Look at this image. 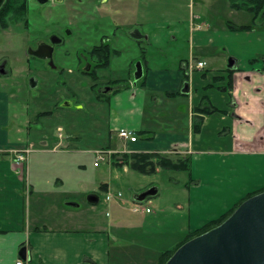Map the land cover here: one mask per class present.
<instances>
[{
	"label": "crops",
	"instance_id": "0c3cea01",
	"mask_svg": "<svg viewBox=\"0 0 264 264\" xmlns=\"http://www.w3.org/2000/svg\"><path fill=\"white\" fill-rule=\"evenodd\" d=\"M129 1L126 8H131L136 23L130 35L140 53L125 69L124 77L114 74L110 78L119 83L111 84L113 90L107 98L117 137V130L126 128L137 140L120 138L118 147L105 150L190 157L188 180L173 181V203L165 204L168 211L171 204L181 208L178 196H183L187 207L184 235L220 217L247 194L264 188V25L247 31L230 30L229 22L250 24L252 17L229 3L234 19L216 25L202 16L194 17L188 39L179 28L170 33L174 24L167 34L157 30L144 33L136 27L139 19L150 13L154 0ZM135 31L140 35L133 36ZM166 35L171 36V44ZM116 49L120 53L112 57L107 69H112L114 59L123 53ZM166 50L171 53L169 58ZM190 59L207 62L206 69L190 72ZM0 64V264H16L18 260L26 264H121L129 239L131 247L144 245L146 249L163 246L166 250L177 244L182 236L174 237L170 245H161L155 234L149 233L147 223L159 224L164 208L149 204L150 212L135 217L128 206L117 204L104 218L88 196L81 199V192L74 188L54 187L52 178L33 166V153L63 152L68 156L62 157L70 156L73 164L84 150L64 145L60 139L50 142L45 133L31 135L33 127L23 95L25 89L37 88L40 82L26 65L13 75L8 60L0 58ZM43 72L40 69L38 74ZM124 91L130 92L127 98ZM204 106L210 111L200 109ZM25 148H31V153L22 174L14 156L16 150ZM49 162L55 164L54 160ZM122 167L129 172L128 165ZM55 178L63 183L61 176ZM101 184H105V193L120 192L111 183ZM80 186L86 190L84 181ZM136 193L132 191V195ZM159 194L160 189L155 196ZM84 200L92 206L83 208ZM155 208L161 213L152 217ZM142 226L149 232L139 233Z\"/></svg>",
	"mask_w": 264,
	"mask_h": 264
},
{
	"label": "rangeland",
	"instance_id": "374dc122",
	"mask_svg": "<svg viewBox=\"0 0 264 264\" xmlns=\"http://www.w3.org/2000/svg\"><path fill=\"white\" fill-rule=\"evenodd\" d=\"M229 3L230 0H154L150 13L139 19L140 23L136 28L144 33L157 30L167 34L169 26L174 24L170 33L173 34L176 32L175 28H179L180 33L188 39L190 23H194V17L197 20V16H202L209 23L214 21L216 25L234 19L230 16ZM130 5L129 0L121 2L110 0L106 3L97 0H63L62 2L51 1L44 5L27 0V12L8 15L7 27L0 28V58L8 60L13 75L16 69H23L26 65L31 69V76L40 82L37 88L25 89L23 95V99L26 98L27 101V115L32 122L31 135L32 132L35 135L45 133L50 137L48 140L50 142L53 140L55 143L60 139L64 145L77 146L84 150L74 158L73 164L70 156L62 157L68 156L63 152L42 154L43 157L33 153V166H39L42 175L50 176L54 187L65 186L68 190L74 188L80 191L81 199L97 193L100 201L93 206L103 212L104 218L106 211L108 214L112 211V205L128 206L133 212L132 209L135 207L132 200L133 190L139 193L151 186L158 187L159 196L147 198L143 201L142 207L151 210L148 207L149 204L153 207L157 205L158 208H164L165 214L162 215L159 224L152 221L147 223V227L151 228L150 232L143 226L141 229L138 228V232L155 234L161 245H170L174 237L182 236L174 245L176 246L185 236L182 229L186 223L187 207L181 193L178 196L179 201H182L181 208L171 204L172 208L168 211L165 204L173 203L172 192L175 188L172 186L175 184L173 181L186 182L189 170L176 171L159 167L153 174H142L128 166L129 172H127L124 167L115 165L114 162L120 159L117 157L115 160L114 153L112 159L106 158L100 161L98 166L94 164L99 151L118 147L121 144L120 138L114 131L116 124L112 118L111 104L107 99L113 89L106 82L114 74L124 77L125 69L129 68V64L140 53L134 38L129 34L136 24L133 11L131 8H126ZM162 9L166 12L163 13ZM249 14L252 17V14ZM52 36H57L61 42L55 46L51 59L30 54V50L36 49L39 42L50 41ZM106 40L113 47L122 49L123 53L119 58L114 59L112 69L100 71L102 77L98 81L99 85L92 88L95 83L92 77L82 72L85 68H89L87 51ZM166 42L171 44V36L166 35ZM183 43L189 48L190 44L187 40ZM188 53L184 55L187 57ZM170 54V51L166 50L165 57L169 58ZM27 59L29 61H26ZM40 69L44 71V75L38 74ZM212 69L211 66L209 72H212ZM124 92L123 96L127 98L130 92ZM45 111H51V113L40 115ZM53 143L50 147L54 145ZM171 158L178 159L175 154H171ZM49 160H54L55 164H50ZM56 176H61L63 183H58ZM81 181L85 182L86 190L81 187L83 184L80 186ZM103 182L113 184L114 189L120 192L105 193L103 188L98 189ZM118 193H122L121 196ZM84 204L83 208L92 206L86 200ZM142 212H146L145 209L131 215L136 217ZM159 213L161 211L155 208V213L151 216ZM148 218L146 217L145 220ZM152 234L149 235L153 237ZM153 240L156 244V239ZM124 242L127 241L124 240ZM128 242L131 240L129 239ZM128 242L126 244L130 247L125 249L121 264H156L162 252L161 249L164 250L163 246H150V250L144 245L131 247ZM174 246L172 245L171 248Z\"/></svg>",
	"mask_w": 264,
	"mask_h": 264
},
{
	"label": "water",
	"instance_id": "95a60500",
	"mask_svg": "<svg viewBox=\"0 0 264 264\" xmlns=\"http://www.w3.org/2000/svg\"><path fill=\"white\" fill-rule=\"evenodd\" d=\"M139 35L137 31L133 34ZM52 53L53 47L45 43L32 50L33 55L43 58H51ZM158 190L151 186L134 194L133 199L143 202ZM99 200L95 193L88 196L91 204ZM165 264H264V191L244 200L221 224L182 244Z\"/></svg>",
	"mask_w": 264,
	"mask_h": 264
},
{
	"label": "trees",
	"instance_id": "16d2710c",
	"mask_svg": "<svg viewBox=\"0 0 264 264\" xmlns=\"http://www.w3.org/2000/svg\"><path fill=\"white\" fill-rule=\"evenodd\" d=\"M22 1V2H21ZM231 6L236 10H245L252 14V21L250 24H235L233 22L228 23V28L230 30L236 31H247L252 30L253 28L264 25V0H230ZM27 8L26 5H23V0H7L5 4L0 8V28H6L7 22L6 19L10 14H20ZM120 51L113 49L111 44L109 43H102L100 45H96L90 51L91 59L94 61V65L91 69H84L83 73L89 74L93 81L95 82L92 85V88L97 87L99 79H101L102 75L100 71L102 69H107L110 64L112 57L114 55L119 54ZM232 74V73H231ZM119 83V80H109L106 84H116ZM230 85V83H229ZM230 87V86H229ZM101 95L102 94H98ZM108 99V98H107ZM209 106H204L200 108L203 111H210L208 110ZM51 111L41 112L40 115L50 114ZM143 133V132H141ZM115 154V153H114ZM119 161L114 162L116 166H123L126 164L130 166L131 169L138 171L142 174H153L157 171V169H171V170H189L190 169V157L186 158H178L173 159L165 154L155 153V152H122L117 154L119 156ZM109 159H112V154ZM105 185V184H104ZM103 184H101L102 188ZM264 191V188L251 192L247 194L243 199H241L238 203H236L229 211L221 215L220 217L209 221L204 226L194 231H189L184 234V239L173 248H168L163 250L160 255L158 262L156 264H165L166 261L172 256V254L185 242L196 237L214 227L221 224L224 220H226L234 211L235 209L247 198L258 194Z\"/></svg>",
	"mask_w": 264,
	"mask_h": 264
},
{
	"label": "built area",
	"instance_id": "2783aa9c",
	"mask_svg": "<svg viewBox=\"0 0 264 264\" xmlns=\"http://www.w3.org/2000/svg\"><path fill=\"white\" fill-rule=\"evenodd\" d=\"M187 66L190 70V72H194L197 70H203L207 66V62L202 61V60H193L190 59L187 62ZM118 136L123 140V141H136L137 137L131 132L130 130L126 128H121L117 131ZM29 153H31V148H25V149H20L16 150L15 156H14V161L15 163L21 167L19 168L20 173L23 174V167L24 163L27 161ZM113 152L111 150H101L97 153V160L95 161V165L98 166L100 161L105 160L106 158L109 159L111 154ZM110 160V159H109ZM119 196H121V193H118ZM145 209L146 212H150L151 210L149 208H144L142 207V203L136 202L135 207L132 209L133 212H139L141 210ZM16 264H26L22 260H18Z\"/></svg>",
	"mask_w": 264,
	"mask_h": 264
},
{
	"label": "flooded vegetation",
	"instance_id": "af4514ba",
	"mask_svg": "<svg viewBox=\"0 0 264 264\" xmlns=\"http://www.w3.org/2000/svg\"><path fill=\"white\" fill-rule=\"evenodd\" d=\"M7 0H4L3 1V3H2V5L0 6V8L5 4V2H6ZM33 2H38V3H41L42 5H44V4H47L48 2H62L63 0H32ZM98 2H101V3H106V2H108V1H110V0H97ZM111 1H114V0H111ZM23 5H26L27 6V0H23ZM28 8H29V6H28ZM27 12V9H25L24 11H23V14L24 13H26ZM133 31V30H132ZM132 32H130L129 34H131ZM52 38H54V39H56V41H58V42H56V43H52ZM61 42V39L60 38H58L57 36H52L51 38H50V41H41V42H39V44H41V43H45V44H47V45H51L52 47H53V52H54V49H55V46L58 44V43H60ZM102 43H109V44H111L110 42H108V40H106V41H102L100 44H102ZM39 44H38V46H39ZM100 44H97V45H100ZM37 46V47H38ZM94 46H96V45H94ZM93 46V47H94ZM112 46V48L113 49H116L115 47H113V45H111ZM36 47V48H37ZM92 47V48H93ZM92 48L90 49V50H88L87 51V59L89 60V63H88V65H89V69H91L92 67H93V65L95 64L94 63V61L91 59V54H90V51L92 50ZM116 50H118V49H116ZM30 54H32V49L30 50ZM33 55V54H32ZM33 56H35V55H33ZM52 56H53V53H52ZM38 57V56H37ZM40 58H43V57H40ZM48 58V57H47ZM52 58V57H51ZM51 58H48V59H51ZM3 68V65L2 64H0V70ZM85 69H88V68H85ZM102 70H104V69H102ZM101 70V71H102ZM82 72H84L83 70H82Z\"/></svg>",
	"mask_w": 264,
	"mask_h": 264
}]
</instances>
